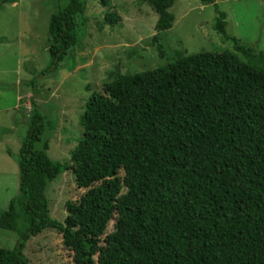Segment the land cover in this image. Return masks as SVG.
I'll return each mask as SVG.
<instances>
[{
  "label": "trees",
  "instance_id": "16d2710c",
  "mask_svg": "<svg viewBox=\"0 0 264 264\" xmlns=\"http://www.w3.org/2000/svg\"><path fill=\"white\" fill-rule=\"evenodd\" d=\"M174 1H147L156 33L171 27ZM84 10L85 0H68L49 15L42 72L77 43ZM214 11L213 29L231 49L177 54L103 83L84 103L68 161L47 156L41 135L50 125L30 98L18 194L0 211V228L16 233L18 213L25 226L12 249L0 248V264H28L25 241L44 229L60 233L72 264H264V53L228 37ZM103 22L117 17L107 12ZM69 169L85 191L64 203L60 222L44 190Z\"/></svg>",
  "mask_w": 264,
  "mask_h": 264
},
{
  "label": "rangeland",
  "instance_id": "374dc122",
  "mask_svg": "<svg viewBox=\"0 0 264 264\" xmlns=\"http://www.w3.org/2000/svg\"><path fill=\"white\" fill-rule=\"evenodd\" d=\"M14 1L10 5L0 0V211L18 194L15 158L26 130L30 98L50 125L41 135V141L47 142V156L68 161L81 136L78 119L84 103L91 92L101 93L103 83L118 74L169 63L177 54L231 49L230 41L213 29L215 9L224 15L228 37L264 53V0H175L168 9L174 17L171 27L158 33L148 0H104L106 5L101 0H85L77 43L66 50L55 69L44 73L49 62L48 17L68 0ZM107 12L117 17L115 24L103 22ZM154 34L161 55L151 40ZM84 191L75 186L71 169L58 174L44 190L49 216L62 222L64 203L76 201ZM15 226L16 233L0 228V248L14 247L17 232L25 226L20 213ZM111 227L109 221L105 232ZM60 242L58 231L44 229L25 241L23 254L28 264H72L71 252Z\"/></svg>",
  "mask_w": 264,
  "mask_h": 264
},
{
  "label": "crops",
  "instance_id": "0c3cea01",
  "mask_svg": "<svg viewBox=\"0 0 264 264\" xmlns=\"http://www.w3.org/2000/svg\"><path fill=\"white\" fill-rule=\"evenodd\" d=\"M9 4H10V5H11V4L15 5V4H16V2H15V1H14V2H10Z\"/></svg>",
  "mask_w": 264,
  "mask_h": 264
}]
</instances>
